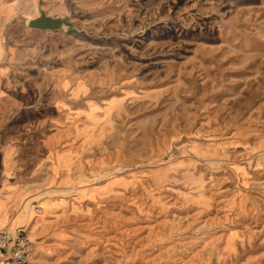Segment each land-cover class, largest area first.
Returning <instances> with one entry per match:
<instances>
[{
  "label": "rangeland",
  "instance_id": "374dc122",
  "mask_svg": "<svg viewBox=\"0 0 264 264\" xmlns=\"http://www.w3.org/2000/svg\"><path fill=\"white\" fill-rule=\"evenodd\" d=\"M13 141L28 264H264V0H0Z\"/></svg>",
  "mask_w": 264,
  "mask_h": 264
},
{
  "label": "built area",
  "instance_id": "2783aa9c",
  "mask_svg": "<svg viewBox=\"0 0 264 264\" xmlns=\"http://www.w3.org/2000/svg\"><path fill=\"white\" fill-rule=\"evenodd\" d=\"M35 249V242L22 227L0 229V264H27Z\"/></svg>",
  "mask_w": 264,
  "mask_h": 264
},
{
  "label": "crops",
  "instance_id": "0c3cea01",
  "mask_svg": "<svg viewBox=\"0 0 264 264\" xmlns=\"http://www.w3.org/2000/svg\"><path fill=\"white\" fill-rule=\"evenodd\" d=\"M18 141L8 143V146L3 150H0V212L7 211L8 215L11 216L12 199H10L5 193V181L9 180L10 177L16 175H23L27 170V156L22 149V143L17 144ZM15 215V214H14ZM12 215L11 218L14 216ZM24 226V225H22ZM6 227L1 225L0 229ZM21 227V226H18ZM17 227V228H18ZM26 228V226H24ZM27 229V228H26ZM30 263V262H29ZM28 264V263H27Z\"/></svg>",
  "mask_w": 264,
  "mask_h": 264
},
{
  "label": "water",
  "instance_id": "95a60500",
  "mask_svg": "<svg viewBox=\"0 0 264 264\" xmlns=\"http://www.w3.org/2000/svg\"><path fill=\"white\" fill-rule=\"evenodd\" d=\"M28 26L34 29L58 31L62 29V21L57 18H52L46 14H41L38 17L30 19Z\"/></svg>",
  "mask_w": 264,
  "mask_h": 264
},
{
  "label": "bare ground",
  "instance_id": "6f19581e",
  "mask_svg": "<svg viewBox=\"0 0 264 264\" xmlns=\"http://www.w3.org/2000/svg\"><path fill=\"white\" fill-rule=\"evenodd\" d=\"M4 214V212H0V216H2ZM11 227V226H10ZM12 228H14V227H12ZM15 228H17V227H15ZM35 251V250H34Z\"/></svg>",
  "mask_w": 264,
  "mask_h": 264
}]
</instances>
